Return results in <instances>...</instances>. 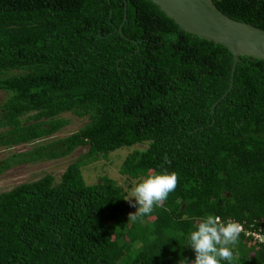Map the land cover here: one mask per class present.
<instances>
[{
    "label": "trees",
    "instance_id": "16d2710c",
    "mask_svg": "<svg viewBox=\"0 0 264 264\" xmlns=\"http://www.w3.org/2000/svg\"><path fill=\"white\" fill-rule=\"evenodd\" d=\"M212 3L264 31V0ZM230 63L148 0H0V148L28 146L0 159V174L84 150L56 182L0 193V264H191L187 237L207 215L262 236L241 233L232 264H264V62L237 56L209 112ZM64 113L85 121L52 138ZM135 144L119 175L179 180L131 221L114 181L85 184L80 169Z\"/></svg>",
    "mask_w": 264,
    "mask_h": 264
},
{
    "label": "water",
    "instance_id": "95a60500",
    "mask_svg": "<svg viewBox=\"0 0 264 264\" xmlns=\"http://www.w3.org/2000/svg\"><path fill=\"white\" fill-rule=\"evenodd\" d=\"M180 30L224 47L230 54L228 84L225 91L209 109L221 99L231 87V78L237 56L264 62V31L243 22L234 21L219 12L212 0H148ZM124 13L122 14V21Z\"/></svg>",
    "mask_w": 264,
    "mask_h": 264
},
{
    "label": "clouds",
    "instance_id": "9594fccd",
    "mask_svg": "<svg viewBox=\"0 0 264 264\" xmlns=\"http://www.w3.org/2000/svg\"><path fill=\"white\" fill-rule=\"evenodd\" d=\"M165 163L170 164L167 155ZM179 177L176 172L149 174L134 183L124 198L130 206L136 207L134 213H129L128 219L136 221L151 214L155 208L162 206L170 193L174 192ZM133 198L135 202L133 203ZM242 226L231 219L222 222L220 217L207 215L188 235V247L195 252L191 264H220L234 260L233 248L238 244ZM180 264H186L184 260Z\"/></svg>",
    "mask_w": 264,
    "mask_h": 264
},
{
    "label": "rangeland",
    "instance_id": "374dc122",
    "mask_svg": "<svg viewBox=\"0 0 264 264\" xmlns=\"http://www.w3.org/2000/svg\"><path fill=\"white\" fill-rule=\"evenodd\" d=\"M1 97L0 93V100ZM60 116L66 120V125L57 133L53 134L51 136L52 138L62 137L75 131L85 121V118H76L68 113L61 114ZM135 145L121 147L105 155L102 154L97 156L95 161L80 169L83 182L85 184H91L96 182L99 177L106 176L114 181V183L125 193L126 197L131 187L134 185V181L127 179L125 176L119 175L118 167L123 157L132 149H143L145 147L143 144ZM27 147V145H20L9 149L0 148V159L11 152H18ZM83 151L82 148H76L69 155L55 161L21 164L4 171L0 174V193L7 191L20 183L33 181L43 174H50L53 177L54 182H56L65 166ZM126 202L128 203V201ZM134 202L135 200L133 198V203ZM128 205L129 213H134L136 207L130 206L129 203Z\"/></svg>",
    "mask_w": 264,
    "mask_h": 264
},
{
    "label": "built area",
    "instance_id": "2783aa9c",
    "mask_svg": "<svg viewBox=\"0 0 264 264\" xmlns=\"http://www.w3.org/2000/svg\"><path fill=\"white\" fill-rule=\"evenodd\" d=\"M227 221L228 220H226L225 222H227ZM241 233H243L245 236H247V235L251 236L256 242H262L263 241L262 236L259 235L257 232L250 231L248 229L242 228V232Z\"/></svg>",
    "mask_w": 264,
    "mask_h": 264
}]
</instances>
